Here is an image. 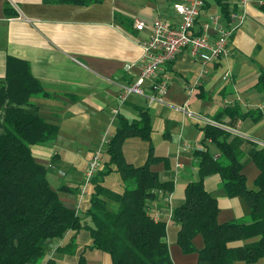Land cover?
<instances>
[{
	"label": "crops",
	"instance_id": "0c3cea01",
	"mask_svg": "<svg viewBox=\"0 0 264 264\" xmlns=\"http://www.w3.org/2000/svg\"><path fill=\"white\" fill-rule=\"evenodd\" d=\"M172 0H99L78 3L70 0H0V77L4 74L7 55L25 60L30 74L47 96L31 95L29 100L38 114L57 125L54 139L46 144H32L33 158L46 168L49 186L57 191L62 202L80 215L88 206L91 182L83 178V168L102 135L113 132L117 115L127 119L137 115L136 106L147 108L150 114L149 141L157 157L148 164L149 170L170 184V189L154 190L146 199L149 215L157 212L164 221V239L171 264H195L202 237L191 238L194 250L182 252L175 242L178 224L168 215V207L179 204L187 181L196 178V158L193 150L205 147L217 155L209 139L201 142V126L205 119L227 130V139L235 136L240 146L239 160L247 187L257 168L249 158L251 145L239 139L264 145V90L254 88L257 72L264 70V0H249L245 5L242 23L230 36V52L214 63H203L186 49L176 53L158 70L157 79L165 81L163 102H148L143 94L131 93L118 100L121 85L134 80L138 70L140 46L154 18L175 23L178 15L171 7ZM228 8L237 0H227ZM261 2V3H259ZM7 4L14 14H5ZM220 13L211 0H205L196 23L207 15ZM134 19L143 21L141 30L134 28ZM148 80L141 87L147 92ZM238 98L240 100H238ZM237 104L240 109L257 108L260 116L239 118L223 114L219 121L214 113L226 105ZM248 104L249 106H247ZM115 109V111L113 110ZM226 127V128H225ZM147 141L139 136H127L120 145L125 162L141 164L147 155ZM107 159L102 151L101 160ZM102 177L101 184L120 192L123 182L114 169ZM219 175L209 173L202 179L204 188L216 198L215 219L247 220L248 208L239 196H226L219 187ZM83 184L82 190L80 185ZM169 192V200L164 198ZM83 222L89 224L84 216ZM73 236V252L56 251ZM258 235L229 241L237 246L254 241ZM88 230L67 229L60 237L49 239L42 258L54 264H77L79 254L84 264H110L108 253L89 247ZM264 256L252 262L234 260L232 264H262Z\"/></svg>",
	"mask_w": 264,
	"mask_h": 264
},
{
	"label": "trees",
	"instance_id": "16d2710c",
	"mask_svg": "<svg viewBox=\"0 0 264 264\" xmlns=\"http://www.w3.org/2000/svg\"><path fill=\"white\" fill-rule=\"evenodd\" d=\"M87 3L99 0H70ZM205 1V0H204ZM222 17L229 10L227 0H211ZM259 7L264 11V3ZM5 14H14L7 4ZM254 88L264 90V70L257 72ZM31 95L47 96L38 81L30 74L25 60L7 55L4 74L0 77V264L38 262L49 239L60 237L67 229L84 227L90 237L89 247L108 253L110 264H171L164 239V221L153 219L146 211V199L155 189H170V184L158 178L148 168L157 157L149 141L150 114L147 108L136 106L137 115L127 119L117 115L113 132L104 143L107 159L101 161L89 177L92 191L88 206L80 215L65 205L46 178V168L37 162L30 151L32 144L51 142L57 132L55 123L44 120ZM223 114L239 118L260 116L257 108L240 109L237 104L217 110L212 119L219 121ZM201 142L209 139L217 149L214 155L204 145L193 150L196 158V178L186 182L182 201L171 207L170 218L178 224L175 242L182 252L194 250L191 238L200 233L202 246L195 264H232L234 260L252 262L264 256V145H251L249 158L257 168L252 187H247L239 160L240 146L234 137L227 139V130L205 122L201 126ZM127 136L145 139L147 155L139 165L124 161L120 145ZM114 166L122 182L120 192L101 184L102 177ZM209 173L219 175V187L226 196L241 197L248 208L247 220L215 219L216 198L202 184ZM88 218L89 224L83 222ZM258 235L254 241L229 246L232 240ZM56 251L73 252L74 241L57 246ZM79 254L77 264H84ZM44 264H54L48 257ZM264 264V262L262 263Z\"/></svg>",
	"mask_w": 264,
	"mask_h": 264
},
{
	"label": "built area",
	"instance_id": "2783aa9c",
	"mask_svg": "<svg viewBox=\"0 0 264 264\" xmlns=\"http://www.w3.org/2000/svg\"><path fill=\"white\" fill-rule=\"evenodd\" d=\"M249 0H237L234 9H230L226 18L220 13H212L196 23L204 0H172L171 7L178 15L175 23L154 18L150 22L145 38L138 42L140 55L138 70L133 81L121 85L118 100L123 101L131 93L143 94L148 102H163L165 81L157 79L162 65L174 58L176 53L186 49L188 53L203 63H214L230 52V36L242 23L245 16V5ZM261 3V2H259ZM134 28L141 30L144 23L134 19ZM148 80L147 92L143 93L142 81ZM238 100H240L238 98ZM249 106L248 104H246ZM264 101L251 106L261 107ZM115 111V109H113ZM206 122L213 123L205 119ZM215 124V123H214ZM226 128V127H225ZM227 129V128H226ZM107 138L103 134L97 147L91 152L83 168L84 182L89 180L96 167L101 163V153ZM80 185V190L83 188ZM156 191H161L157 189ZM164 198L169 200V192L164 191ZM171 209L168 207V215ZM157 220V212L150 215Z\"/></svg>",
	"mask_w": 264,
	"mask_h": 264
}]
</instances>
